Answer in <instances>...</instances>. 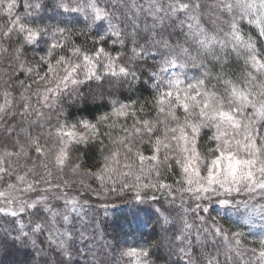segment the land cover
<instances>
[{
    "label": "snow or ice",
    "instance_id": "snow-or-ice-1",
    "mask_svg": "<svg viewBox=\"0 0 264 264\" xmlns=\"http://www.w3.org/2000/svg\"><path fill=\"white\" fill-rule=\"evenodd\" d=\"M19 4L7 0L8 24L0 30L5 40L21 37L20 44H9L15 64L8 70L29 74L17 78L20 88L0 90V253L10 242L27 250L28 264H264V0H148L146 7L129 0L124 21L101 0H80L74 7L58 0L56 7L84 16L90 30L95 26L90 34L97 39L90 53L57 25L35 66L22 58V45L40 43L45 30L26 17L45 5L23 0L22 16ZM144 12L151 24L146 17L141 29ZM243 20L251 31L243 30ZM189 39L199 45L196 55ZM109 41L119 47L109 51ZM69 43L70 55L55 54ZM153 50L161 54V72L177 69L166 81L158 73L152 77L154 111L163 117L156 131L155 121L142 115L144 105L118 98L111 99L110 111L77 123L51 109L70 85L83 82L82 69L85 80L101 79L100 56L107 75L135 80L137 73L117 62L124 53L137 60ZM191 70L196 74L185 85ZM181 114L183 122L167 123ZM130 117L131 130L115 133ZM105 126L112 131H103ZM202 128L212 129L210 156L200 148ZM142 133L151 135L148 151L134 141ZM105 140L113 147L99 166L85 167L82 147L103 149ZM73 191L90 195L84 199ZM128 192L123 205L150 210L149 234L140 229L134 244L108 218V203L103 219L91 211V197L108 200Z\"/></svg>",
    "mask_w": 264,
    "mask_h": 264
},
{
    "label": "clouds",
    "instance_id": "clouds-1",
    "mask_svg": "<svg viewBox=\"0 0 264 264\" xmlns=\"http://www.w3.org/2000/svg\"><path fill=\"white\" fill-rule=\"evenodd\" d=\"M45 5L44 8L38 10L37 13L26 17V19L34 20L38 26H42L45 30V36L35 45H26L30 47L31 51H25L23 59L27 62H30L33 66L38 63V57L45 54V49L48 47L44 41L51 38V29L55 28L57 25H61L68 29L74 37H79L75 41L76 45L89 51L91 53L92 41L97 39L93 37L90 32L96 31L95 26L90 30L85 27L89 23L88 20L82 15H74L71 12H65L64 9L56 7L58 0H41ZM65 3L69 4L70 7L76 6L80 0H64ZM129 0H101L102 5L108 7L109 12L113 13L118 19L124 21L125 17L123 15L124 5L128 3ZM137 4H141V0H136ZM145 3H148V0H145ZM161 3H167V0H161ZM7 4V0H0V30L7 27L8 20L6 15L3 12V6ZM24 12L19 15H24ZM147 17V12H144L138 18L139 27L142 29L144 26L145 18ZM208 27L211 29L213 25L210 22V18H205ZM147 22L151 24V18L147 17ZM102 31V30H101ZM103 34V33H102ZM175 39V37H173ZM183 40V38H181ZM21 37L13 35L11 41L5 40L2 38V32H0V90H3L5 87L9 89H18L20 88L17 78L20 81H24L28 78L29 74L25 73L23 78H20L19 70L10 71L8 70L9 64H15V61L12 59L13 52L9 48V44H20ZM188 46L192 49V54L196 55L199 51V45L195 40L189 39ZM26 48L25 45H22ZM73 47L72 43L66 44L63 51L59 48L55 50V54L59 55H70L69 50ZM107 49L111 51L113 47H119L118 44H113L111 41L106 45ZM123 52V49H121ZM155 57V59H153ZM74 63L81 62L78 57H70ZM96 59L95 56H93ZM211 60V58H208ZM161 54L153 50L146 53L144 56L139 57L137 60H132L130 54L124 53L122 55L121 61L117 63H125L128 65L130 71L137 73V78L132 79L131 76L127 78L116 77L113 78L110 75L105 73V65L107 60L100 56L96 60V67L98 74L101 79H96L95 77L91 80L84 79L83 69L79 74V79L83 81L77 86H69L68 90L63 93L59 98V101L51 105V109L55 111H60L61 116L64 119H67L70 123H77L81 119H93L98 117L104 112L111 110V99L118 98L121 103H135L137 105H144V112L142 115H145L147 118L155 121L153 124V130L156 131L157 128L161 125L163 119L160 114L154 111V101L153 96L157 93V89L154 87V81L152 79L155 73H158L162 78L167 80L168 77L172 76L174 71L161 72L160 70ZM191 67V66H190ZM34 75V73H33ZM193 73L188 72L187 78L185 79V85L188 80L191 79ZM213 83H215L213 81ZM166 86V85H165ZM218 90L223 92V87L218 86ZM19 99V97H16ZM150 114V115H149ZM55 120V117H53ZM177 122H183V115H180L179 121L168 120L169 125H175ZM111 121L106 122L110 124ZM134 124V119L129 118L127 122L121 121L119 125L115 128V133L123 135V132L120 131L121 127L129 128L131 130ZM103 131L111 132L112 129L105 126ZM83 131V129H81ZM212 129L202 128L201 129V139H200V148L202 153L205 156H210L211 153L208 152L210 146L208 141V136L211 135ZM114 133V135H115ZM151 135L148 133H142L141 136L134 137L136 146L144 149L145 151L150 150V141ZM113 145L109 140H105L103 149L99 144H96L92 147H82L81 156L82 160L86 161L85 167H98V161L101 159V156L110 150ZM173 150H176V145L172 142ZM117 180V184L120 183L118 177H113ZM126 193L125 195L129 194ZM119 193L113 194V196L118 195ZM264 202V201H262ZM124 211L134 222L139 221V228L147 230L145 225L148 222L150 217V210H138L132 206L131 203L128 205H123ZM149 234V233H147ZM28 252L26 249H19L18 246L12 245L10 242L5 248L3 253H0V264H28L26 257ZM157 264H161L160 261H157Z\"/></svg>",
    "mask_w": 264,
    "mask_h": 264
},
{
    "label": "trees",
    "instance_id": "trees-1",
    "mask_svg": "<svg viewBox=\"0 0 264 264\" xmlns=\"http://www.w3.org/2000/svg\"><path fill=\"white\" fill-rule=\"evenodd\" d=\"M141 5L143 6H147V4L145 3V0H141ZM24 12V8H23V0H20V4L19 7L17 9V13L18 14H22ZM241 27L243 28V30L245 32L251 31L253 29L252 25H249L247 23V20H243L241 21ZM26 51L30 52L31 49L30 47L26 46ZM238 62L236 60L235 54H233L232 56V64L236 65ZM242 63V62H239ZM191 72L193 74H196L195 70H191ZM20 78H23V75H20ZM97 183L93 182V187H97ZM76 194H79L78 191H75ZM83 195L82 198L88 197V195H84V194H80ZM131 195V193L124 195L122 198H117L116 196H112L109 197L108 200H105L103 198H98V197H91V211L94 212L100 219H103L105 217V209L103 207V205L105 203L109 204L108 207V213H109V219H112L113 221H115V223L117 225L120 226V228L122 229V235H126V238L128 240L129 244H134L139 238H140V233H139V221L137 220L136 222H134L132 219L129 218V216L126 214V212L124 211V206H123V201L127 200L128 197ZM87 199V198H85ZM112 205H116V207L114 209H112ZM260 225L259 223H257V225L255 226V231H259ZM247 230V229H246ZM148 230H145L144 235L147 236L148 234ZM124 237L122 236V241H123ZM79 259V258H77Z\"/></svg>",
    "mask_w": 264,
    "mask_h": 264
},
{
    "label": "rangeland",
    "instance_id": "rangeland-1",
    "mask_svg": "<svg viewBox=\"0 0 264 264\" xmlns=\"http://www.w3.org/2000/svg\"><path fill=\"white\" fill-rule=\"evenodd\" d=\"M174 70H177V69H172V70H170V71H174ZM71 195H80L81 193H79V194H76V192L75 191H73V192H71L70 193ZM81 196H83V195H81ZM84 197V196H83ZM85 198H88V197H85ZM84 198V199H85ZM247 258V257H246Z\"/></svg>",
    "mask_w": 264,
    "mask_h": 264
}]
</instances>
